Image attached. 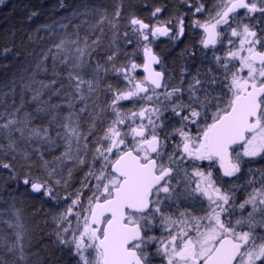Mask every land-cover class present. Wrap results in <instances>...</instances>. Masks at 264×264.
<instances>
[{"label": "snow or ice", "instance_id": "1", "mask_svg": "<svg viewBox=\"0 0 264 264\" xmlns=\"http://www.w3.org/2000/svg\"><path fill=\"white\" fill-rule=\"evenodd\" d=\"M179 3L71 6L30 72L0 46V264H264V0ZM186 28L177 74L154 44Z\"/></svg>", "mask_w": 264, "mask_h": 264}, {"label": "trees", "instance_id": "2", "mask_svg": "<svg viewBox=\"0 0 264 264\" xmlns=\"http://www.w3.org/2000/svg\"><path fill=\"white\" fill-rule=\"evenodd\" d=\"M145 2L151 7L154 3L165 4L169 8L173 3L179 2V0H145ZM65 3L70 7L67 9L57 10L56 6L58 0H33L29 3L22 5L21 8H0V46L4 44H10L14 39L17 45V51L23 49L26 52H33L34 55L28 59L21 57V60H24V67H28L29 72L34 67L36 59L43 49H46L50 46L56 39V37L47 38V33L45 30H41L40 35L45 36L46 38L42 41L36 43H31L28 41V35L33 32L34 29L39 27L41 24H50L54 20L59 22L62 17L69 15L71 11V6L81 3H92L98 5H105L108 7L109 11H112L113 0H65ZM130 3L139 4L140 0H125V11H128L127 5ZM30 10H38L40 15L34 17L33 20L28 21L26 19L27 14ZM138 14L146 13L147 9H136ZM78 22V21H74ZM72 30L71 25L69 26L68 31ZM12 33H15L13 36ZM10 63V67L7 69L0 68V90L7 91L6 88L2 86L6 84L9 79L16 73L21 71L20 61L8 57L6 60L0 58V64ZM49 77L43 73L37 75V79H48ZM115 82V78H113ZM7 102L10 104L12 97L6 98ZM17 103H19L20 95L19 89H17V94L15 97ZM30 99V95L25 96V100ZM5 105L0 104V110H3ZM36 105L34 103L28 104L27 108L29 111H32ZM38 122V121H37ZM59 154L60 149H56ZM55 153V152H54ZM53 154H46L47 158L51 159ZM57 154V155H58ZM79 173H77L78 175ZM7 199V197H5ZM19 206V205H18ZM5 207V205L0 204V208ZM43 207L45 211L55 212L57 210L53 202H42L40 198L32 199L29 204L24 206L25 219L27 221V226H34L41 218L33 217L31 213L34 208ZM43 227V225H41ZM10 259V257H6Z\"/></svg>", "mask_w": 264, "mask_h": 264}, {"label": "flooded vegetation", "instance_id": "3", "mask_svg": "<svg viewBox=\"0 0 264 264\" xmlns=\"http://www.w3.org/2000/svg\"><path fill=\"white\" fill-rule=\"evenodd\" d=\"M33 0H6V4L3 6H0V8H21L22 5L29 3ZM206 4L210 5L212 0H205ZM170 9L180 11H184L185 9L183 6L179 3H173L170 6ZM143 15V14H142ZM188 21L186 20V24ZM199 31L200 30H190L186 28V34L185 37L182 38L181 41H178L175 43V45H172L171 42L167 37H160L158 40H156L154 44V48L157 52H162V54L165 55V60L167 63V66L172 69L175 73L178 74L179 71V65L181 63L180 60H177L175 58V53L179 52L181 49L185 47V45L193 46L196 45V47L193 49L196 51V64H199V60L201 58V51L198 46V38H199ZM207 51V50H205ZM211 56V53L209 52V57ZM254 167H264V164H254ZM54 204V203H53Z\"/></svg>", "mask_w": 264, "mask_h": 264}, {"label": "rangeland", "instance_id": "4", "mask_svg": "<svg viewBox=\"0 0 264 264\" xmlns=\"http://www.w3.org/2000/svg\"><path fill=\"white\" fill-rule=\"evenodd\" d=\"M57 154H58L57 151H55L54 155H57Z\"/></svg>", "mask_w": 264, "mask_h": 264}]
</instances>
